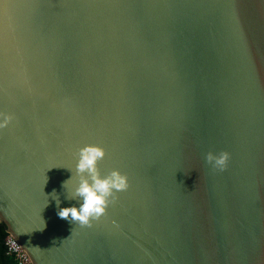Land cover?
<instances>
[{
  "label": "water",
  "instance_id": "1",
  "mask_svg": "<svg viewBox=\"0 0 264 264\" xmlns=\"http://www.w3.org/2000/svg\"><path fill=\"white\" fill-rule=\"evenodd\" d=\"M0 114L33 264H264V0H0ZM86 145L129 188L80 227L57 213Z\"/></svg>",
  "mask_w": 264,
  "mask_h": 264
},
{
  "label": "clouds",
  "instance_id": "2",
  "mask_svg": "<svg viewBox=\"0 0 264 264\" xmlns=\"http://www.w3.org/2000/svg\"><path fill=\"white\" fill-rule=\"evenodd\" d=\"M11 121L10 115L0 114V129L7 127ZM105 156V150L96 145H86L78 150L75 175L79 180L72 193H67V199L82 200V203L79 207L59 208L57 213L59 218L78 224L80 227H91L92 221H98L106 215L107 208L114 203L116 194L127 191L128 177L119 170L114 169L102 176L98 165ZM205 160L214 169L224 171L230 160V154L226 151L219 154L209 152ZM68 181L64 183V188ZM52 196L59 207L60 201L56 193L53 192Z\"/></svg>",
  "mask_w": 264,
  "mask_h": 264
},
{
  "label": "built area",
  "instance_id": "3",
  "mask_svg": "<svg viewBox=\"0 0 264 264\" xmlns=\"http://www.w3.org/2000/svg\"><path fill=\"white\" fill-rule=\"evenodd\" d=\"M4 247L5 255L12 259L15 264H33L20 244L9 234L5 236Z\"/></svg>",
  "mask_w": 264,
  "mask_h": 264
},
{
  "label": "trees",
  "instance_id": "4",
  "mask_svg": "<svg viewBox=\"0 0 264 264\" xmlns=\"http://www.w3.org/2000/svg\"><path fill=\"white\" fill-rule=\"evenodd\" d=\"M6 233L2 225H0V264H15L12 259L5 255L4 239Z\"/></svg>",
  "mask_w": 264,
  "mask_h": 264
}]
</instances>
